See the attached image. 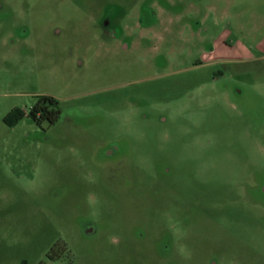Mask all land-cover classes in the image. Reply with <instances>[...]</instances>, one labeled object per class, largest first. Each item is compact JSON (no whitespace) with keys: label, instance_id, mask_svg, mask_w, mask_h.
Instances as JSON below:
<instances>
[{"label":"rangeland","instance_id":"rangeland-1","mask_svg":"<svg viewBox=\"0 0 264 264\" xmlns=\"http://www.w3.org/2000/svg\"><path fill=\"white\" fill-rule=\"evenodd\" d=\"M263 187L264 0H0V264H264Z\"/></svg>","mask_w":264,"mask_h":264},{"label":"flooded vegetation","instance_id":"flooded-vegetation-1","mask_svg":"<svg viewBox=\"0 0 264 264\" xmlns=\"http://www.w3.org/2000/svg\"><path fill=\"white\" fill-rule=\"evenodd\" d=\"M100 23H101V26H102L103 30L106 32V34H110V35L113 34V32H112L113 30H112V27H111V22H110V20H109V18L107 16H103ZM143 23H145V24H143ZM140 25H144L143 28H145V29H149V28L152 29L153 25H154V21L142 22V23H140ZM221 45H224V46L227 47V45H228L227 40L222 41ZM229 45H232V44H229ZM215 51L216 50L214 49V47H211L206 52L208 54L205 55L206 56L205 62H215V63H220V64L224 63V62L225 63L229 62V63L236 64V63L241 62L242 59H243V58L240 59V57H238V55L237 56L236 55L235 56L234 55L233 56H228V55H225V54L224 55L221 54V55L218 56V54H216ZM199 64H203V61L200 60ZM218 73L221 74V73H223V71L219 70ZM42 96H50V95H41V96H39L38 100ZM50 97H52L56 102L53 101V102H50V103L49 102L46 103V105H45L46 111H45L44 114L46 115L47 119L42 120L43 122L40 124L41 126L44 125V123L47 124V125H50V124H48V121L51 119V115H48V113H49V110H51V108H58L60 110V114H59V117L56 120V122L59 120L60 115H61V108L59 106L58 100L55 97H53V96H50ZM38 100L35 102V104L38 102ZM56 122H54V123H56ZM53 124H51V125H53ZM114 146H115V144H114ZM113 153H114V150H112V149H109V151H107V155H109V156H111ZM263 192H264V187H263ZM177 224L178 223H176V222H172V223L167 225L168 228L166 230V233L160 239L159 248H160V252L161 253L168 252L171 249L172 242H174V239L176 238L175 234L179 233L178 237H177V238H179L180 237V233L183 232V231H180V229L179 230L177 229V226H178ZM86 231L87 232H91L92 230H91L90 227H87ZM46 256H47V259L49 261H56V260L60 259L61 251L56 247V245H53L47 251Z\"/></svg>","mask_w":264,"mask_h":264},{"label":"trees","instance_id":"trees-1","mask_svg":"<svg viewBox=\"0 0 264 264\" xmlns=\"http://www.w3.org/2000/svg\"><path fill=\"white\" fill-rule=\"evenodd\" d=\"M53 101L56 102L50 96H42V97H40L38 102L32 107V109L30 111V115L38 125H40L43 122L42 120L47 119L46 115L44 114L46 111V109H45L46 103L47 102L50 103ZM59 114H60V110L58 108H51V110H49V113H48V115H51V119L48 121V124L51 125L54 122H56V120L59 117Z\"/></svg>","mask_w":264,"mask_h":264}]
</instances>
